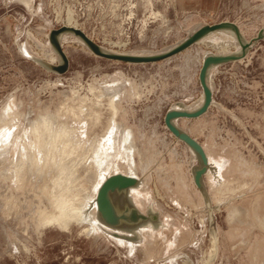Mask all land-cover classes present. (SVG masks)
<instances>
[{
    "label": "rangeland",
    "instance_id": "1",
    "mask_svg": "<svg viewBox=\"0 0 264 264\" xmlns=\"http://www.w3.org/2000/svg\"><path fill=\"white\" fill-rule=\"evenodd\" d=\"M69 11L121 54L169 49L202 24L233 21L248 39L264 27V0H0V264H204L212 226L214 264H264V39L244 60L214 68L213 105L180 120L216 168L205 176L212 222L192 187L194 153L164 119L178 103L201 104L204 56L238 42L217 32L171 58L130 63L64 34L70 66L59 74L44 62L60 61L49 33ZM115 173L142 177L136 203L162 217L129 242L108 228L86 232L97 188Z\"/></svg>",
    "mask_w": 264,
    "mask_h": 264
},
{
    "label": "water",
    "instance_id": "2",
    "mask_svg": "<svg viewBox=\"0 0 264 264\" xmlns=\"http://www.w3.org/2000/svg\"><path fill=\"white\" fill-rule=\"evenodd\" d=\"M219 30H231L234 32L241 45L240 51L227 54H206L199 72V81L204 94L201 105L195 109L170 107L166 111L164 119L168 129L176 137L183 140L188 146H190L198 155L200 162L199 164L194 165L196 167L193 166V179L195 185L199 189H203L204 176L209 166L206 151L198 140H196L192 135H190V133H188V131L182 129L175 122L180 118H199L209 111L214 101V90L210 81V69L213 66H220L229 62H235L246 57L248 51L252 49L254 44H256L257 41L264 39V27L259 30L257 35L253 37L250 42H248L236 22L225 20L213 24H202L196 30L189 33L183 40L169 49L153 52L152 54L135 55L130 53L121 54L108 51L88 37V35L81 29L67 27L64 25L60 28H52L49 33V41L60 57V61L58 64L44 62V65L48 69L59 74H64L68 71L70 60L60 39V36L67 32L74 33L80 37L89 49L98 56L130 63H150L171 58L172 56L188 49L190 46L199 43L202 38H205L210 33ZM138 183V178L123 173H115L107 177L99 188L97 194L98 216L101 221L108 226L126 230L135 229L143 224H147L148 222L153 224L159 223L161 214L160 210H158L159 207L156 208V211L142 213L130 200L129 190L130 188L137 186Z\"/></svg>",
    "mask_w": 264,
    "mask_h": 264
},
{
    "label": "bare ground",
    "instance_id": "3",
    "mask_svg": "<svg viewBox=\"0 0 264 264\" xmlns=\"http://www.w3.org/2000/svg\"><path fill=\"white\" fill-rule=\"evenodd\" d=\"M70 12H72V11H69V13H68V21H67V25L69 26V25H71V27H74V28H78V29H80L79 28V26H78V24H77V22H76V18H74V16H73V14L72 13H70ZM69 23V24H68ZM66 25V26H67ZM239 26V25H238ZM241 30V29H240ZM217 32H228V33H230V35L238 42V39H237V37H236V35H235V33L234 32H232L231 30H219V31H215V32H212V33H210L208 36H206L205 38H207V37H209V36H211L212 34H215V33H217ZM242 32V31H241ZM64 34H73V35H75L74 33H70V32H67V33H63L62 35H64ZM243 34V33H242ZM61 35V36H62ZM244 35V34H243ZM61 36H60V38H61ZM65 36H67V35H64V37ZM75 36H77V35H75ZM63 37V38H64ZM78 37V36H77ZM244 37L246 38V40L248 41V42H250L251 41V39H248L245 35H244ZM80 38V37H79ZM205 38H202V40L203 39H205ZM81 39V38H80ZM82 40V39H81ZM202 40H200V41H202ZM83 41V40H82ZM199 41V42H200ZM84 42V41H83ZM85 43V42H84ZM86 44V43H85ZM238 44H239V47L240 48H238L236 51H231V52H229V53H234V52H237V51H240V49H241V45H240V43L238 42ZM252 45H253V43H252ZM87 46V45H86ZM116 45H113V47H115ZM88 47V46H87ZM103 48H105L106 50H108V51H112V52H114L113 50H110L111 48H107V47H104V46H102ZM117 47H122V45H117ZM89 48V47H88ZM112 49H114V48H112ZM251 50V49H250ZM250 50L248 51V53H247V55H246V57H244V58H241L240 60H238V61H242V60H244L245 58H247L248 57V55H249V53H250ZM114 53H117V52H114ZM95 54V53H94ZM218 54H221V53H218ZM224 54V53H223ZM225 54H227V53H225ZM56 55V54H55ZM96 55V54H95ZM57 56V55H56ZM57 58H58V56H57ZM204 59V58H203ZM53 60V59H52ZM58 60H59V58H58ZM49 62V61H48ZM49 63H52V62H49ZM53 64H55V63H53ZM216 67H219V66H213L211 69H210V81H211V71L214 69V68H216ZM213 88V87H212ZM203 90V89H202ZM214 90V89H213ZM204 95V94H203ZM203 98H204V96H203ZM203 98H202V101H203ZM202 103V102H201ZM213 103H214V101H213ZM201 105V104H200ZM199 105V106H200ZM213 105V104H212ZM211 105V106H212ZM198 106V107H199ZM174 108H185V106H184V104H182V103H178V106L177 107H174ZM46 119V118H45ZM180 119H182V118H180ZM187 119H189V118H187ZM196 119V118H195ZM179 120V119H178ZM45 123V125L47 126V124H46V122H44ZM176 124H177V121L175 122ZM35 124V123H34ZM178 125V124H177ZM167 127V126H166ZM167 129H168V127H167ZM169 130V129H168ZM130 131V130H129ZM170 131V130H169ZM132 132V131H131ZM120 133V132H119ZM170 133L178 140V141H181V142H183V143H185L183 140H181V139H179L178 137H176L171 131H170ZM189 133V132H188ZM191 135V134H190ZM124 138V137H123ZM125 138H126V143H130V142H132V137H131V134L127 131V132H125ZM196 139V138H195ZM197 140V139H196ZM125 141V140H124ZM200 142V141H199ZM126 143H125V145H126ZM201 143V142H200ZM186 144V143H185ZM202 144V143H201ZM187 145V144H186ZM126 146H128V147H130L129 145H126ZM125 146V147H126ZM188 146V145H187ZM127 147V149L128 150H130L131 148H128ZM204 147V146H203ZM188 148L194 153V155H195V157H196V159H197V161H198V164H199V157H198V155L194 152V150L190 147V146H188ZM204 149H205V147H204ZM133 150V149H132ZM205 151H206V149H205ZM132 152V151H131ZM206 154H207V156H208V160H209V166H208V170H207V172H206V174H205V176L208 174V173H210V171H212V172H214L215 171V167L213 166V164L211 163V161H210V158H209V155H208V153H207V151H206ZM129 156V155H128ZM194 167H196V166H194ZM193 167V168H194ZM193 168H192V176H193ZM71 172V171H70ZM136 172V171H135ZM63 173H65V171L63 172ZM136 174V173H135ZM135 174L134 175H131V176H133V177H136V178H138V180H139V183H138V185L137 186H134V187H132V188H130V190H129V197H130V200L135 204V206L142 212V210L140 209V207L138 206V204L136 203V200H135V193L136 192H138V191H141L142 189H143V187H144V185H145V183H144V179L142 178V177H138V176H135ZM126 175H128V174H126ZM111 176V175H110ZM205 176H204V188L203 189H199L196 185V187L198 188V191L202 194L201 196H203V198H204V201H205V203H206V205L210 208V211H211V220L212 219H214V216H213V209L211 208V207H213L214 205L212 204L214 201L211 199V197H210V195H209V193H208V190H207V188H206V184H205ZM109 177V176H108ZM65 178V177H64ZM67 178V177H66ZM63 179V178H62ZM107 179V177H105L102 181H101V183H100V185L98 186V188H97V191H96V195H95V197L93 198V200H92V202L90 203V206H89V208H88V211L90 212L89 213V215H88V217L86 218V224H87V229H86V232H88V233H94L95 235L97 234V233H99L100 231H102V232H104V231H106V229L108 228V229H110V230H113V235L116 237V238H119V239H121V240H123V241H133V239H134V237L133 236H131V235H128V233H130V232H134V231H136V230H139V229H141V228H143V227H145V226H148L149 224H151L154 228H158L159 226H160V224H161V218H160V221H159V223L158 224H153V223H151V222H148L147 224H143V225H141V226H139V227H137V228H135V229H132V230H126V229H119V228H114V227H111V226H108V225H106L103 221H101V219L99 218V216H98V204H97V194H98V191H99V188L101 187V185H102V183L105 181ZM193 181H194V179H193ZM216 204V206L218 207V206H220V203H215ZM218 209V208H217ZM151 212V211H154V210H152V209H149L146 213H148V212ZM142 213H144V212H142ZM83 221H85V220H83ZM213 221V220H212ZM82 223V222H81ZM93 234V235H94ZM94 235V236H95ZM92 236V235H91ZM97 236V235H96ZM218 242H219V233H218V229H217V227L216 226H212L211 227V243H212V246H211V250H210V252H209V258H210V260L211 261H214L215 260V258H216V256H217V253H218ZM209 249V248H208ZM203 262H204V264H211V263H208L207 261H206V259H203ZM187 264H193L192 262H190V261H188L187 262Z\"/></svg>",
    "mask_w": 264,
    "mask_h": 264
},
{
    "label": "crops",
    "instance_id": "4",
    "mask_svg": "<svg viewBox=\"0 0 264 264\" xmlns=\"http://www.w3.org/2000/svg\"><path fill=\"white\" fill-rule=\"evenodd\" d=\"M195 107H198V104H196V105L194 106V108H195ZM182 119L187 120V118H182ZM180 120H181V119H179V120L177 121V124H178L182 129L188 131V132H189L194 138H196V139L199 141V139H198L197 137H195V136H194V135H193L188 129H186V128H184L183 126H181V124H180ZM194 156H195V155H194ZM195 158H196V157H195ZM191 177H192V185H193L192 187L195 188L196 191H198V188L195 186V183H194V181H193V176H191ZM182 184H183V183H182ZM186 188L190 190V186H188L187 184H186ZM198 192H199V191H198ZM148 210H149V209H148ZM148 210H147V211H148ZM147 211H146V212H147ZM142 212H144V211H142ZM146 212H144V213H146ZM160 218H161V220H162V217H161V216H160ZM219 242H220V239H219ZM219 242H218V253H219ZM218 253H217V256H218ZM217 256H216V257H217ZM205 259H206V261H207L208 263L214 264V261H215V260H214V261H211L210 258H209V255H208V257H206ZM215 259H216V258H215Z\"/></svg>",
    "mask_w": 264,
    "mask_h": 264
}]
</instances>
